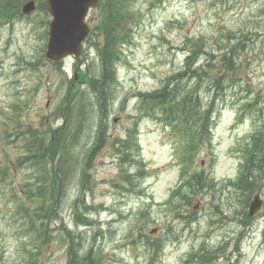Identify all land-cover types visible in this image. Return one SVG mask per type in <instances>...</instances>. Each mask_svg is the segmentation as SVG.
Masks as SVG:
<instances>
[{"label":"rangeland","instance_id":"obj_1","mask_svg":"<svg viewBox=\"0 0 264 264\" xmlns=\"http://www.w3.org/2000/svg\"><path fill=\"white\" fill-rule=\"evenodd\" d=\"M129 10L123 54L105 93L107 124L96 109L105 142L84 177V199L77 175L66 192L60 190L58 157L34 166L25 160V148L55 134L70 146L61 155L69 172L72 166L86 168L85 154L99 136L97 127L89 129L87 105L95 93L90 81L103 75L98 46L94 41L81 57L55 64L45 58L46 10L37 6L0 20V264H68L69 230L79 257L90 256L94 264H203L190 254L204 247L226 253L210 264H264V181L247 198L231 185L253 149L248 137L255 128L264 133V0H133ZM98 20L94 10L90 24L96 28ZM99 36L98 31L94 40ZM231 46L237 49L227 54L224 88L213 98L218 81L188 74L187 58L193 53L194 68L203 66L208 53L218 58ZM216 70L204 72L216 78ZM169 82L168 104L141 101ZM212 99L209 142H202ZM114 138L120 140L115 146ZM183 161L216 186L190 206L185 197L170 205ZM49 170L54 190L45 199L48 192L41 197L39 186ZM254 170L264 176V156ZM258 194L263 202L254 218L248 206ZM44 200L55 207L46 205L42 212ZM48 221L52 243L40 228Z\"/></svg>","mask_w":264,"mask_h":264},{"label":"trees","instance_id":"obj_2","mask_svg":"<svg viewBox=\"0 0 264 264\" xmlns=\"http://www.w3.org/2000/svg\"><path fill=\"white\" fill-rule=\"evenodd\" d=\"M24 0H15L11 2V0H0V20L11 18V16L8 15V12L13 10V13L20 14V7ZM44 1V0H39ZM133 0H102L101 4L99 5L98 12H99V24L97 25V30H100L101 36L103 38L102 42L103 45L99 49V60L101 63L102 68V77H99L95 80L90 81V86L92 90L96 91L98 98H95L90 102V99L87 103L89 105V108L91 110V119L88 121L89 123H93L92 127L89 129H93L94 127L98 128V134L97 137V143L95 146L91 145V149L85 154V165L86 168L84 171L91 169L94 162H92V159L97 153L98 148H100V144L104 142L102 139L103 137V128L100 126L99 122L96 120V116H94V113L96 111L97 106L101 108L103 111L107 110V98L105 97L106 89L110 85L109 81L115 80V74H114V65H116L117 60L120 58V53L122 54V51H120L121 42L126 40V36H122V32L127 31L124 29L125 25L130 21L132 18L130 14V2ZM41 8L44 10V7L41 4ZM127 35V34H126ZM202 41V40H201ZM237 47L231 46L230 48H227V50H224L223 53L216 58L215 55L208 53L207 62L203 66L195 67L194 64V55L193 53L191 56L187 58V69L189 70L188 74H194L197 72H201L203 78L208 77L211 79V81H218L217 88L212 91L213 98L216 97L217 92L224 88V82L227 75V71L230 69V63L227 57L228 53H231L233 51H236ZM217 68V77L214 78L212 75H208L204 72L205 69L208 70H214V68ZM182 75L186 74H180ZM171 83L169 82L162 90H159L155 93L142 95L141 101L143 103L150 102H158L162 104H168V99L171 95ZM98 92V93H97ZM98 99V100H97ZM189 97L185 98V101H188ZM214 102L213 99L211 103L209 104L208 110L205 111V121L202 125V142H205L209 135L207 133V128L210 125V114L209 111L213 107ZM87 107V106H86ZM164 107V106H161ZM193 109L189 110V120H187L186 124H190L191 117L193 116ZM65 116L67 117V120L70 122L72 121L71 115L65 113ZM103 119V117H101ZM182 128V127H181ZM184 131V130H182ZM197 136H199L200 132H196ZM253 149L250 152V155L248 157V153L246 151V164L242 170L240 178L236 182H232V186H234L242 196L247 198V194H250L253 192L259 182L258 176L255 174L254 167L256 163L264 156V133H262L260 130L257 131L251 138ZM209 142V140H207ZM117 143V142H116ZM125 144L122 143V146ZM69 144L67 141L64 143L59 139L58 136L53 134V138H41L38 140H31L26 144V153L27 156L25 157V160L30 162L34 166H39L41 159L44 157H47L50 155V159L55 160L57 157L56 165L54 166V169H56V172L59 174V185L60 190L66 192V190L69 188V184L71 182L70 179H73L75 175L77 174L78 168H74L72 166L71 171L67 169V166L69 162L62 157V153H68L69 150ZM23 160V159H22ZM20 165H23V161L20 163ZM49 173L47 174L46 178L42 180V184L39 186V192L41 194V197H45L47 195V198L45 199H51L53 197L50 195L51 188L54 190L53 186L49 185ZM81 178L83 180V184H86L83 177V172L81 171ZM202 174H192L184 186L179 187L175 192L174 196H181V202L183 200L185 205L190 206V204L193 202L196 195L202 193L204 191L205 187H212L210 185L211 181L208 177H206L204 180L201 177ZM264 179L262 178L261 181ZM247 193V194H246ZM169 203L171 205V198L169 200ZM48 205L49 208L52 209L55 207V204L49 203L48 200H44L41 204V211L45 212L44 208ZM47 210V211H48ZM46 211V213H47ZM220 214H222V210L220 211ZM46 221L48 220V214H46L45 218ZM40 228L46 229L42 231V234H47V241L50 242L51 240V231L48 230V222L46 225H41ZM219 253H224L220 248L216 250H204L202 248L194 257H196L197 260L202 261V263H210L211 261L218 258ZM225 254H223L224 256ZM68 256H69V263L68 264H94V262L91 260L90 256L81 258L78 255L77 246L74 243V238H71L70 241V247L68 250Z\"/></svg>","mask_w":264,"mask_h":264},{"label":"water","instance_id":"obj_3","mask_svg":"<svg viewBox=\"0 0 264 264\" xmlns=\"http://www.w3.org/2000/svg\"><path fill=\"white\" fill-rule=\"evenodd\" d=\"M99 0H48L47 9L52 16L49 26V40L46 58L59 62L73 55L78 57L87 39L89 27L85 17L91 7H97ZM35 9L33 2L26 5L24 13ZM262 202L257 195L250 206V214L255 215L261 208Z\"/></svg>","mask_w":264,"mask_h":264},{"label":"bare ground","instance_id":"obj_4","mask_svg":"<svg viewBox=\"0 0 264 264\" xmlns=\"http://www.w3.org/2000/svg\"><path fill=\"white\" fill-rule=\"evenodd\" d=\"M56 214V213H55ZM64 214V213H63ZM43 215V214H42ZM46 216V215H45ZM50 219H51V217H50Z\"/></svg>","mask_w":264,"mask_h":264}]
</instances>
